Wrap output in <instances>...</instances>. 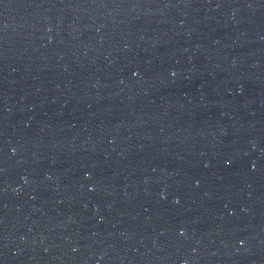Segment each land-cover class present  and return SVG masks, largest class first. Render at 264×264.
<instances>
[{
  "label": "water",
  "instance_id": "1",
  "mask_svg": "<svg viewBox=\"0 0 264 264\" xmlns=\"http://www.w3.org/2000/svg\"><path fill=\"white\" fill-rule=\"evenodd\" d=\"M0 264H264V0H0Z\"/></svg>",
  "mask_w": 264,
  "mask_h": 264
}]
</instances>
